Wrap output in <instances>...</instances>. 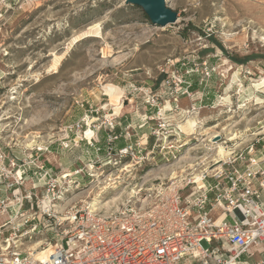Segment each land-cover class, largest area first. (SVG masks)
<instances>
[{"label": "rangeland", "instance_id": "obj_1", "mask_svg": "<svg viewBox=\"0 0 264 264\" xmlns=\"http://www.w3.org/2000/svg\"><path fill=\"white\" fill-rule=\"evenodd\" d=\"M166 4L178 20L159 27L125 0H0V200L24 199L22 254L56 244L49 209L115 213L196 180L220 146L264 149V0Z\"/></svg>", "mask_w": 264, "mask_h": 264}, {"label": "built area", "instance_id": "obj_2", "mask_svg": "<svg viewBox=\"0 0 264 264\" xmlns=\"http://www.w3.org/2000/svg\"><path fill=\"white\" fill-rule=\"evenodd\" d=\"M175 156L171 151L168 160ZM209 167L199 182L174 181L153 192L150 203L130 199L115 213L73 207L57 217L49 209L45 215L53 219L58 240L49 244L44 260L16 248L21 226L13 224L24 199L13 194L18 208L0 200V213L14 231L0 238V264H248L241 257L264 242V149L252 147ZM24 173L18 172L7 188L22 187Z\"/></svg>", "mask_w": 264, "mask_h": 264}, {"label": "water", "instance_id": "obj_3", "mask_svg": "<svg viewBox=\"0 0 264 264\" xmlns=\"http://www.w3.org/2000/svg\"><path fill=\"white\" fill-rule=\"evenodd\" d=\"M127 4L142 8L150 22L159 27L175 24L178 13L167 6L166 0H125ZM219 139V138H217Z\"/></svg>", "mask_w": 264, "mask_h": 264}, {"label": "crops", "instance_id": "obj_4", "mask_svg": "<svg viewBox=\"0 0 264 264\" xmlns=\"http://www.w3.org/2000/svg\"><path fill=\"white\" fill-rule=\"evenodd\" d=\"M119 132V129L116 130V133ZM217 214L219 212H216ZM217 215L215 214L214 218ZM241 262H245L248 264H259L262 260H264V242L258 245L257 247H252L249 254H244L241 257Z\"/></svg>", "mask_w": 264, "mask_h": 264}, {"label": "bare ground", "instance_id": "obj_5", "mask_svg": "<svg viewBox=\"0 0 264 264\" xmlns=\"http://www.w3.org/2000/svg\"><path fill=\"white\" fill-rule=\"evenodd\" d=\"M186 120V119H185ZM183 123V122H182ZM197 125H198V123H196L195 121H193V120H189L188 122H187V124L186 125H183V126H181V128H182V130L184 131V132H188V135H194L195 133L194 132H196L195 130H194V128H196L197 127ZM219 156L220 157H222V159L223 158H225L226 156H227V152L220 146V148H219ZM222 159H220V160H222ZM220 160H218L219 162H220ZM196 179V181H200L201 180V175H200V177H197V178H195ZM39 245H41V243H38V244H36V246H39ZM47 253H48V251L46 252V253H42L41 254V252H39L37 255H35L34 254V252H33V255L36 257V258H38L39 260H44L45 259V257H46V255H47Z\"/></svg>", "mask_w": 264, "mask_h": 264}, {"label": "trees", "instance_id": "obj_6", "mask_svg": "<svg viewBox=\"0 0 264 264\" xmlns=\"http://www.w3.org/2000/svg\"><path fill=\"white\" fill-rule=\"evenodd\" d=\"M118 128H115V130H117Z\"/></svg>", "mask_w": 264, "mask_h": 264}]
</instances>
